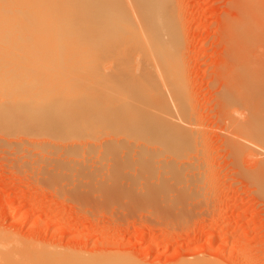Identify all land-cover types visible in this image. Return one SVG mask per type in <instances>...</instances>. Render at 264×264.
<instances>
[{
	"label": "rangeland",
	"instance_id": "rangeland-1",
	"mask_svg": "<svg viewBox=\"0 0 264 264\" xmlns=\"http://www.w3.org/2000/svg\"><path fill=\"white\" fill-rule=\"evenodd\" d=\"M162 6L163 21L160 23V30L168 41L164 43L167 46V49L165 48L167 50L166 56L178 69L172 83L170 74L165 73V76L162 74L157 76V81L154 85L161 88L165 84L166 90L172 92L174 100L178 102L187 100L191 104L190 121L191 125L197 129L195 130L196 138L188 142L189 148H185L188 151L184 152V159H187L188 155L189 158L192 153V156L196 155L195 159L191 156L185 161L192 163L197 161L198 163L200 158L204 160H201L204 162V172H206L201 176V179L205 177L204 181L202 182L201 180L199 184L198 181L196 183V181L192 180L191 183L190 181L188 182L189 185L186 179V184L181 181L175 183V185L169 184L170 186H168L165 183L158 187L157 184L152 183L153 180H157L158 171L145 169L141 173L136 169L137 165L141 163L138 160H142L147 154L145 151L140 154V150H138L140 148L136 145L140 142H147L149 145V150L147 151H152L151 154H155L153 156L158 157L163 154L161 150H166V147L168 148L167 150L171 149H169L170 146L168 147V145L173 141L172 133L162 134V132H159L158 135L150 140H143L137 134L136 138L133 136L135 134H129L132 137L127 135L128 137L125 136L127 138L125 140L122 137L123 134L116 133L118 137L117 135L114 136L115 133H112L113 128H116L115 126L121 121L127 122L131 118L129 115H124L126 109L123 106L125 104L123 100H119L123 96L113 89L119 84L120 86H117V88H121L122 83L126 81V84H128V81L130 80L131 82L134 78L133 76L138 75L137 73L143 61L141 59L137 60L136 57L145 53L144 43H141L143 40L139 41L141 38V35H139L140 31H135V35L133 34L135 39H131L129 36L130 32L129 35L123 34V37L131 39L126 41L125 38L120 37L124 40L123 44L121 39V41L118 39L119 43H117V40H113L116 36L114 32L122 35L118 24V27L114 26L116 25L115 23L114 25L112 24L116 29L114 31L112 30L113 27L110 28L112 25H108V30L106 29L105 24L106 22L109 24L110 20H105L102 16L93 20L95 24L90 21L84 23L83 21L82 23L78 21L77 25H73L77 29L76 31L73 29L75 31L74 35L77 36L76 33L80 30L81 35L79 33L76 38L87 42L89 40L91 48L89 45L87 46L94 52V56L99 57H95V60L93 54H91L93 59L91 56V58L88 57L92 59L90 63L94 61L93 63L96 66L99 64L98 71L94 70L96 71L94 73L93 70L88 68L90 63H88L89 59L87 57H85L87 61L80 60L82 59L81 56H84V52H81L82 55L80 53V57H77L76 61L81 64L78 65L77 69H79V66H82L83 69H86V67L88 69L85 72L82 70V72H77L83 75L88 74L90 77L86 80L87 75H85L86 77L83 75L80 77L79 73V77L77 76L78 81L80 79L83 81L84 79L86 82L88 81L87 83L90 86L89 80H91V83L95 86L96 83H93V79H91L95 75L92 74L101 73L102 75L97 74L96 78H99L95 80L97 82L101 81L100 85L98 83V86L96 85L99 89L95 86L94 90H97V92L102 91L106 98L107 92L117 94L116 96H119L117 100L120 103L122 102L123 106H120L121 104L117 103L116 99L114 101L119 107H117L118 105L111 106L116 109L103 104V107H105L103 109L105 110L104 114H101L102 110L98 112L100 114L99 117H94L95 115L90 114L91 116H85L87 118H81V120H86H80L81 122L78 123L79 128L76 125L77 128L73 127L75 130L73 128L69 129L71 131L69 133L74 130V134H69L70 136L67 135L68 132L66 130L68 129L63 131L67 132L65 134H62L61 131V134L58 132V138L54 137L58 140L55 141V139L51 138L53 140L51 142L55 141V144L45 145V150H57L59 142L64 145L69 143L72 145L75 143L73 139L77 137L76 142L81 143L79 145L76 144L77 147L82 151L88 150L90 157L94 161L96 159V162H104L105 167L95 171L92 175L87 174L85 170L77 171L74 167H62L60 166L61 164L59 165L53 160L55 155L36 153L35 150H41L40 147L35 148L36 146L33 143L38 141L37 138L35 137L36 140L34 139L32 142L33 139L31 140L30 136H26L24 130L17 128V125L12 127V134H5V136L4 133H0V136L3 135L5 137L1 136L2 138H0V240L2 241L0 245H3L1 243H6L4 247L0 246V259L3 260L2 262L0 260V264H8V262L10 264H25V261L28 264L29 260L32 261V257L29 255L39 253L43 254V256H46V253L48 254L47 256H56L58 260L64 259L62 257L67 258V256L70 259L72 255H75L72 257V262L65 259L67 264L74 263L73 258L78 259L80 256L83 258L88 257L84 259L87 264H89L88 261L90 260V264L91 262H99V260L100 263L97 264H102L104 260L111 262L112 259H116V262L112 261L111 264H128L132 259L134 260L129 264H190L192 260H201L202 258L204 260L207 259V262L210 261V264H264V184H259L248 174L256 166L257 158H261V156L250 154H245L244 156L243 154L240 157L241 161L239 158V162L237 155H235V150H245L244 146H247L249 150H257L264 153L263 138L256 134L250 126H247L249 127L248 130L235 129L234 132L231 120L223 114L222 108L225 94L228 90L238 85V80H236L238 72L241 74L246 71V76L253 74L251 71L252 65L264 53V35L263 33H258L260 29L264 30V0H162ZM88 9L90 10V8L80 10V13L93 12ZM96 14H99V12ZM151 14L152 11H149L147 16H151ZM97 20L100 22L97 23ZM103 28L107 31L110 30V32L105 31ZM67 30L69 29L67 28ZM74 31L70 34H73ZM82 33H84L83 36ZM87 33H90L89 36ZM112 33L115 35L113 38L110 37ZM106 35L107 38L104 37ZM69 36L71 37L72 35ZM86 37L89 39H86ZM102 37L106 42L107 40L110 41L108 44L106 43L108 45H106L108 47L106 48L107 50L99 47V50L104 52L95 50L98 47L94 43L95 41L96 44L101 45L104 41ZM95 39L98 40L96 41ZM99 40L101 44L98 42ZM136 41L140 42V44H136ZM112 42L115 45L111 44ZM122 44L127 46H125L124 50V46H121ZM119 45L120 52L117 48ZM30 46L35 48L36 42L33 46L31 43ZM92 46L97 51L96 53ZM103 46L105 47V45ZM128 46L136 50H131ZM83 49L85 51V48ZM89 49L87 52L90 51ZM105 50L108 52H105ZM128 51L132 53L131 57L133 59H131L135 63H138V65L141 63L140 66L137 65V71L135 70L137 67L133 68L135 71L132 69L135 63L130 62L131 64H129L126 62L128 56L131 55L128 54ZM141 51L144 52L141 53ZM147 53L150 54H144L143 60L152 55L149 51ZM135 54L136 56H134ZM155 54L157 58H165L158 48L155 50ZM104 56L107 58L105 59ZM78 58H80L79 61ZM101 58L104 59L101 60ZM124 58L126 63L122 61ZM114 59L116 60L115 62ZM129 60L130 57L128 58ZM103 61L104 63L102 64L101 62ZM84 63H88L86 64L88 66L83 67L85 66ZM115 65L119 66V71ZM105 71L108 72L105 73ZM104 74L108 75V78ZM108 79L109 85L105 84ZM113 79L114 82L111 83ZM111 84H113V88L112 86L111 88L115 93L111 91ZM115 84L117 85L114 86ZM126 87L127 85L123 88L125 89ZM81 88L83 87L81 86ZM124 89L120 90L124 92ZM161 90H155V93ZM90 91L93 92V88H90ZM244 92V94H248L246 89ZM88 93L90 92L88 91ZM103 93L99 94L98 92L95 96L97 97ZM89 97L91 96L89 95ZM103 97L101 98L103 99ZM110 99L112 100L111 95L106 100L111 103ZM106 100L104 101L103 99V102L105 103ZM165 101L166 99H164L166 104ZM230 101L232 102L231 108L234 111L233 115L235 118L241 117L243 118V120L239 118L241 123L246 122L249 118L247 102L243 100L242 102H245L243 104L240 99ZM69 102H72V99L68 100ZM74 102L76 101L73 100V104H76L78 101ZM173 109H175V106ZM115 110L118 111L117 116L118 114L120 115L117 120H115L116 115L114 113L117 112ZM120 110L121 113H119ZM113 111L114 113H112ZM98 113L96 114L99 115ZM105 113H108V115L111 113V118L107 114L105 116ZM121 115L126 116V118ZM89 117L94 119L91 120L92 118L90 119ZM89 119V123H86ZM112 119L116 122L112 121ZM131 121L132 118L129 122H121L120 124L130 125ZM82 122L83 125L81 127L80 124ZM112 122L114 127L110 129ZM133 124L135 123L132 122L131 125L133 126ZM91 135H94V138ZM108 135L114 137V142L118 138L120 140V136L126 142H123L120 149L118 146L104 147L105 145L102 143ZM86 136H89L88 139L91 141ZM95 137L100 141H97ZM40 138L42 137L38 136V139ZM60 139L63 140L60 141ZM128 140L133 143V146L131 145L132 149L130 150L132 151H130L127 159H132L134 162L127 160L128 163L122 162L121 164L120 162H115L116 160L111 161L112 157L109 156L111 152L108 154L104 152L103 154V149L106 151L109 148V150L113 149V151H116V147L120 150L117 151L121 153ZM148 141L150 142L148 143ZM32 144L34 145L33 147ZM129 144L127 143L126 145ZM154 145H156V148ZM86 146L88 147L86 148ZM179 149L182 150L183 148ZM154 151L156 152L154 153ZM201 152L202 154H200ZM46 154L49 155L47 156ZM184 154L181 156L183 157ZM141 156L142 159H140ZM181 156L179 159L182 158ZM197 156L199 157L197 158ZM242 157L244 158L242 159ZM249 157L252 158L249 159ZM94 161L90 160L89 164L92 165L95 163ZM107 161L119 163V166L110 169L111 165L108 166L109 163ZM54 162L56 166H54ZM133 172L139 173L137 179L133 178ZM47 173L50 174L48 175ZM193 189L195 190L193 191ZM184 203L185 205H183ZM14 255H16L17 259ZM17 255H19V259ZM56 257H54V260H57ZM121 257L123 258L121 259ZM83 258L81 259L80 257L77 262H81L79 261L81 259L82 263L86 264L85 261L83 262ZM4 259L7 261H4ZM18 260H22V263L21 261L18 262ZM193 263L191 262V264Z\"/></svg>",
	"mask_w": 264,
	"mask_h": 264
},
{
	"label": "bare ground",
	"instance_id": "bare-ground-1",
	"mask_svg": "<svg viewBox=\"0 0 264 264\" xmlns=\"http://www.w3.org/2000/svg\"><path fill=\"white\" fill-rule=\"evenodd\" d=\"M85 8H90V10H92L93 12H91V13L90 12L89 13H86V12L80 13V10H84ZM141 9H142V13H141ZM95 11H96V13L99 12V14H96ZM149 11H152L151 16L150 15L147 16V13ZM101 16L104 17L105 20L107 19V20H110V22H111V23L109 22V24L107 22L105 24V22H104V24L106 25V29L108 28V25L111 26L112 24L114 25V23L116 24V25H114L115 27H118L117 24L120 26L119 28H120V32L122 33V35L117 34L118 32L117 33L114 32V34H116V36L113 35V33H112L113 36L112 35L110 36L112 38L115 36V38H113V40L114 39L117 40L118 41V42L116 41L117 43H119L121 40H123L121 38H125V40L127 41L128 38L123 37V36L129 35V32H130L129 36L131 37V39L132 38L135 39V37H133V34L135 33V31H138V32L140 31L139 35H141L140 37L142 39L139 37L140 38L139 41L141 42L143 40L141 43L142 44L144 43V46H145L144 47L145 48L144 54H150V53H147V51L152 53V55L151 56L149 55L148 58H146V60L142 59L144 54L142 56L138 55L139 58L136 57L137 60L141 59L143 61L142 64L140 63L141 64V66H140V64L138 65V63H135V61L132 60L133 59V57H131L132 53H130L128 51V54L129 55L131 54V55L128 56V58L130 57V60L128 61V58H127L126 62L129 64H131L132 62L135 63L134 67L132 66V69L137 67V68H135V70L137 71L138 66H140V69H139V72L137 73L138 75L133 76L134 78L131 80V82H130V80L128 81V84H126L127 83L126 81L124 82L127 85V87L125 89L123 87H125L126 85H124V86L122 85L124 83L121 84V86H122L121 88H117V86L119 87L120 84L114 85V86H116V85L117 86L113 90L114 91L116 90L117 93L119 92V95L121 94V96H123L124 99L121 96L120 97L122 99H119V96H116L117 94L115 95V94L110 93V92H107V98H106V96H104V93L102 91L101 92L98 91V92H99V94L100 93H103V94L98 95L97 97L95 96L98 94V92H97V90L96 91L94 90V87L96 85L98 86V84L100 85V82H101V81L100 82L95 81V80H97V78H99V77L96 78L97 74L100 75L101 73L97 72V74H94V73H96V71H98L97 68H98L99 64H98V66H96V64L93 63L94 61H92L93 64L90 63V60L93 59L91 54H93V56H94V52H92V50L89 49V47L91 46L90 41L88 40V42H89L88 43L86 40L81 41L80 39L76 38V37H78L80 30L78 33H76L77 36L74 35L75 31L77 30L74 28V26L77 25L78 21H80L81 23H82V21H83V23L86 21L87 22L90 21L92 23L93 20H95L96 18L99 19V18H101ZM105 20H102V21H105ZM162 21H163L162 0H0V133L1 134L4 133V135L5 134L8 135L10 133L12 134V127L17 125V128H20V130H24L26 136H28V137L30 136L31 140L33 139L32 142L34 141V139L36 140V138H37L38 141H34L33 143L36 146L35 148L40 147L41 150H39V149L35 150L36 153H38V154L49 153V154H52V156L55 155V158L53 160L56 161L57 164H59V165L61 164L60 166H62V167L63 166L64 167H74L77 171H81V170L84 171L85 170V172L87 174L92 175L95 171L104 168L105 164H104V162L102 163V161L96 162L97 161L96 159L94 161L90 157V153L88 150L82 151L79 147H77V145L81 144L79 142H76V140L78 139L77 137H75L76 139H73V142L75 140V143L72 142L73 143L72 145L70 143L69 144L65 143L66 145H64L60 142L57 144L58 146L53 145V146H57V148H58L57 150L56 149L55 150L54 149L53 150H45V145L55 144L54 142L56 140H58L56 138H58L57 136L59 134H61V132H62V134H65L68 132L67 135L74 134L75 128H73V127L74 126L76 127V125H78V128H79L78 123L81 121H85L86 120L85 118H87L85 116H87V115L89 116L91 114V115H95L94 117H96V116L99 117L100 114L98 112H101L103 109H105V107H103V104H105L104 106H108V107L110 106L111 107L112 105H114V106L118 105L117 103L119 102V100H121V101L123 100L125 106H123L121 104L122 102L121 103L119 102V104H121L120 106H123L126 109V112L124 111L125 109L122 111L125 112L124 115L131 116V118H132L131 123L133 122L135 124H133V126H132L131 123H130V125L120 124L121 122H125V121H121L119 124L117 122L118 125H116L115 126L116 128H113L114 130L112 131L113 134L115 133L114 136L115 135L118 136V134H123L122 137L125 138V136H127V135L130 136L131 134H135V135H133L135 137L137 134V136L140 135L143 138V140L144 139L150 140V139H153L152 137L158 135L159 132L160 133L162 132V134L163 133H169V134L172 133V135H173V136L171 135L173 137V141L170 143V145H168V147L170 146L169 149L171 148L172 150L171 149L167 150L168 148L166 147V150L165 149L161 150L163 152V154L162 155L160 154L161 156H158V157L153 156L155 154H151L152 151H147V150H149V145L147 144V142L146 143L140 142L138 145H136L137 147L140 148V149H138V150H140V154L144 153L142 151H145L147 153L146 156L142 155V156H144L143 159L141 156L140 159H142V160H138L139 162L141 161V163L138 164V162H137L138 165H137V167L135 166L136 169L140 172L142 170H145V169H148V170L150 169L151 171L153 169V171L154 170L158 171L159 173H158L157 180H153V181L151 180L152 183L157 184L158 187L161 184H165V183L168 184V186L175 185V183L181 182V181H184L183 183L186 184L185 183L186 179L188 180L187 184H189L188 183L189 181L191 183L192 180L196 181V183L198 181L199 184L201 183V180L203 182L205 177H204V179L203 178L201 179V176L203 175V173H206V172H204V170H205V167L203 164L204 162H202L204 160H202L200 158L198 163H197V161H196V163L185 161V160H188L189 158H191L192 153H191V156L189 158H188V156H189L188 155L186 157L187 159H184V157H185L184 152L188 151V150H185V148L186 149L189 148L188 142H191L192 140H194V138H196L195 137V133H196L195 130H197V129H195V127L191 125V121H190V119H191V104L187 100H183V101H179V102L174 100L172 97V92L170 90H166L165 84L161 88H158L157 86L154 85L155 82L157 81V76L160 74L165 76V73L170 74L171 83H172V81L175 79V75H177L176 71L178 69L177 67L175 68V64L173 62H171V60H169L166 56L167 46L164 43L168 42V41L165 39V36H163L164 33L160 30V23ZM99 22L100 21H98L97 23H99ZM78 25H81V24H78ZM113 25L110 28L113 27L112 30L116 31V29L114 28ZM87 26H86V29L88 30ZM92 26H94V25H92ZM261 27H262V25H261ZM67 28L69 30H67ZM103 29L105 30V28H103ZM101 30H102V28H101ZM107 30H105V31H107ZM73 31H74V33L70 34ZM96 32H98V31H96ZM102 32H103V30H102ZM107 32H110V30ZM127 32H128V34H127ZM258 33H263V35H264V30L260 29V32H258ZM89 34L87 33L88 36H89ZM69 35H72L73 38H71L72 36L70 37ZM80 35H81V33H80ZM83 35H84V33H82V36ZM99 35H97V36L100 38ZM260 35H262V34H260ZM104 37L107 38V35ZM87 38L88 37H86V39ZM102 39H103V37H102ZM118 39L119 40L121 39V40L119 41ZM95 40L97 41L98 39H95ZM103 40L102 41L104 44L103 43L101 44L100 40L98 41V42H100V44L102 46L99 44H96V42L94 41L95 46L97 45L96 47H98V49L95 48V50L103 51V50H99V47H102V49L108 48V47H106V45L110 41L107 40V42H106L105 39H103ZM30 41L32 43V46L36 42L35 48H34V46L33 47L30 46V44H31ZM92 41H93V39H92ZM126 41H125V44H126ZM121 42L124 44V40ZM140 42L138 43L136 41V44L137 43L140 44ZM111 44L115 45L113 42ZM123 44L121 45L122 47L124 46ZM87 45H89V47ZM103 45H105V47ZM125 46L123 47V50L125 49ZM93 47L94 46H92V49H93ZM83 48H85V51H83L84 50ZM117 48L119 49L120 45ZM129 48H131V47H129ZM157 48L160 49V52L165 56V58H161V57L157 58L156 57L155 50ZM88 49L91 51V53H89L90 51L87 52ZM126 49H128V48H126ZM134 49L135 48H133V49L131 48V50H134ZM137 49H138V47H137ZM106 50H105V52H108ZM97 51H95V53ZM120 51L121 50L119 49V52ZM81 52H84L83 53L84 56H81L82 59L78 58V61H79V59L82 61H85L88 57H90V56L92 57V59L88 58L89 59L88 63H90V64L84 63L85 66H83V67H86L89 65L88 68H90L93 71L96 70L92 74L95 76H92V78H91V79H93L92 82L96 83V85L94 84L95 86H93V84L91 83V80H89L90 81L89 84H91L90 86L87 83L88 81L86 82L84 79H83V81L81 79L78 81V77L79 76L82 77V75H83L80 72H82V71L85 72V70L88 69L87 67H86V69L85 68L83 69L82 66H79V69H77L78 65H80L81 63H77L76 59H77V57H80ZM143 52L141 51V53H143ZM98 53H100V52H98ZM81 55H82V53H81ZM134 56H136V54ZM83 57H84V59H83ZM85 57H87V58H85ZM95 57L96 56H94V60H95ZM96 58H99V57H96ZM106 58L107 57H105V59ZM121 58H123V57L121 56ZM102 59H104V58H101V60ZM98 60H100V59H98ZM82 61H80V62H82ZM104 61L101 63L103 64ZM107 61H108V59H107ZM115 61L116 60L114 59V62ZM122 61L125 62V58ZM95 62H97V61H95ZM101 63H100V65H101ZM108 63H107V65H108ZM111 63H112V61H111ZM86 64H88V65H86ZM120 65H122V64L120 63ZM129 66H131V65H129ZM107 67H109V66H107ZM115 67L118 69L119 66L117 67V65H115ZM80 68H82V69H80ZM116 68H115V70H117ZM112 69H114V68H112ZM123 70H122V72H123ZM135 70L133 69V71H135ZM77 71H80V72H77ZM118 71H119V69H118ZM251 71L253 72V74H250L249 76L245 75L246 71H244L241 74H239V72H238V74L236 76L237 77L236 80H238V85L236 87L228 90V92L225 94V97L223 98V103H222L223 114H225V116H227L229 118V120H231L230 122H231L232 130L234 132H235V129L248 130L249 127H247V126H250L253 128V131L256 134L260 135L263 138L262 140L264 142V53L261 54L258 57V61L254 65H252ZM107 72L105 71V73H107ZM110 72H112V71H110ZM113 72H115V71H113ZM78 74H79V76H78ZM85 75H87V77ZM85 75H83V76L86 77L85 79L87 80L88 77H90V75L89 76H88V74H85ZM93 77H95V78H93ZM109 78H111V76H109ZM128 79H131V78H128ZM102 80H104V79H102ZM121 80H122V78H121ZM108 81H109V79L107 80V83H105V84L109 85ZM144 81H146V83H144ZM113 82H114V79L111 83H113ZM239 85H240L241 89L239 88ZM81 86L83 88L80 89ZM111 86L113 88V84L110 85V88H111ZM86 87L89 88L88 91L90 93H88ZM90 88H93V92L90 91ZM97 88H95V89H97ZM112 88H111V91H113ZM118 89L119 90L124 89V92L122 90L119 91ZM159 89H162V90L155 93V90H159ZM245 89L247 90V93H248L247 95L244 94ZM240 92L243 94L241 95ZM82 93H83V97H84L83 99H82ZM86 94H88V95H86ZM109 94L112 96V100L110 99L112 101L111 103L107 101L110 97ZM89 95L91 97H89ZM114 95H115V97H113ZM86 96L89 98H87ZM101 97H103L104 101L107 99L106 102H108V103H106V102L104 103L103 99ZM85 98H87V99H85ZM70 99H72V102L68 103V100H70ZM114 99H116V100L119 99V100H117V103H116L114 101ZM164 99H166V101H165L166 104L164 103ZM235 99H240L241 102L243 100H245L248 104L249 118L247 119L246 122L242 121L243 123H241V121L239 119L241 117L235 118V116L233 115L234 111L231 108L232 102L230 100H235ZM73 100L76 102L78 101V102L77 103L74 102L76 104H73ZM109 104H111V105H109ZM174 106H175V109H173ZM117 107H119V105ZM111 108H110V110H111ZM114 108H112V109H114ZM99 109H100V111H99ZM104 111L105 110H103V112H101V114H104ZM116 111L117 110H115V112ZM96 113H98L99 115H97ZM112 113H114V111ZM117 113H118V111L116 113H114V115H116L115 120H117V117L120 116L119 114L117 116ZM119 113H121V110ZM106 114L109 118H111L110 117L111 113H109V115H108V113H105V116H106ZM235 114H236V112H235ZM124 115H121V116L124 117ZM105 116L103 115V117H105ZM83 117H85L84 118L85 120H81V118H83ZM92 117H89V118L91 119ZM124 118H126V116ZM90 119L87 120L86 123H89L88 121H90ZM93 119L94 118H92L91 120H93ZM103 119H107V118H103ZM115 120L112 119V121L116 122ZM129 120L127 122H129ZM146 120H148V121H146ZM241 120H243V118H241ZM245 120H246V118H245ZM127 122H125V123H127ZM192 124H193V122H192ZM80 125L82 127L83 122ZM112 125H114L113 122L110 125L111 128L109 127L110 129H112V127H114ZM84 126H85V124H84ZM100 126H102V125L100 124ZM71 128H73L74 130L72 129L73 130L72 133H69V132H71V131H69V129L71 130ZM66 129H68V130H66ZM65 130L67 132H63ZM58 132H60V133L58 134ZM110 132H111V130H110ZM116 133H118V134H116ZM111 135L106 136V138L102 144L105 145L104 147H106V146H108V147L109 146H118L120 149V146L123 144V142H126V141H123L124 138L122 139V137L120 136V140L118 138L117 140H115L116 142H114V137H112ZM1 136H3V135H1ZM1 136H0V138H2ZM38 136L42 137V138L38 139ZM91 136H93V138H94V135H91ZM49 137H50V139H49ZM54 137H56V138H54ZM88 137H87V139H88ZM97 137H95V138L97 139ZM130 137H132V136H130ZM3 138H5V137L3 136ZM51 138L53 140L55 139V141L51 142V141H53V140H51ZM25 139H28V138H25ZM126 139L127 138H125V140ZM61 140H63V139H60V141ZM98 140L99 139H97V141ZM71 141H72V139H71ZM89 141H91V140H89ZM129 141L130 140H128V142H127L128 144L130 143L129 145H126L127 143L126 144L124 143L126 146L124 145V148L122 149L123 151L121 153L118 152L120 150H118V147H116V151L115 150L113 151V149L109 150V148H108V150L106 149L107 152L102 148L103 154H104V152L107 154L111 152L109 155L112 157L111 161L116 160L115 162H120L121 164H122V162L125 163L128 160L127 158H129L128 155H129L130 151H132V150H130V149H132L131 145L133 146V143L129 142ZM84 142H85V140H84ZM149 142L150 141H148V143ZM86 143H88V142H86ZM30 145H31V143H30ZM34 145L32 144V147ZM92 145L94 146L93 143H92ZM88 146H86V148ZM172 146L175 150L172 148ZM101 147H102V145H101ZM154 147L156 148V145H154ZM179 148H181V149L183 148L184 150L183 149L180 150ZM176 149H178V150H176ZM244 149L245 150H235V155H237V160L239 161V158L241 157V155L243 156V154H244V156H245V154H250V155H254V156H261V158H257V162L255 161V158H254V163L256 162V166L253 167L252 168L253 170H250L248 172V174L251 176V178L255 179V181H257L259 184H264V153H261L257 150H249V148L247 146H244ZM27 151H29V150H27ZM198 151H201V150H198ZM155 152L156 151H154V153ZM33 153H35V152H33ZM189 153H190V151H189ZM49 154H46V155L48 156ZM182 154H184L183 157L181 156ZM200 154H202V152ZM130 156H131V154H130ZM180 156L183 159L182 158L179 159ZM42 157H43V155H42ZM192 157H193V159H195L196 155L192 156ZM198 157L199 156H197V158ZM243 158L244 157H242V159ZM251 158L249 157V159H251ZM90 160L94 161L95 163L92 162L93 164L90 165L89 164ZM135 160H136V158H135ZM128 161L131 162L133 160L129 159ZM240 161H241V158H240ZM107 162L109 163V164L107 163L108 166L111 165L110 169H113L115 166L116 167L119 166L118 165L119 163L113 162L116 164L115 165L109 161H107ZM54 166H56L55 162H54ZM131 166H132V164H131ZM203 167H204V169H203ZM108 169H109V167H108ZM137 170H135V171H137ZM245 170H247V169H245ZM49 172H51V171H49ZM47 174L49 175L50 173H47ZM52 174H53V172H52ZM133 174H134V176H133L134 179H137L139 177L138 176L139 173L137 174V172L136 173L133 172ZM51 177H53V176H51ZM207 179H209V178H207ZM183 187H182V189H183ZM186 190H188V189H186ZM194 190L195 189H193V191ZM155 193H156V190H155ZM157 193H158V191H157ZM181 194H183V193H181ZM183 205H185V203ZM0 242H2V241L0 240ZM1 244H3V245H0V246L4 247L5 246L4 244H6V243H1ZM49 251H50V249H49ZM61 252H62V250H61ZM31 253H36V252H31ZM33 255L34 254L29 255L32 257V261L29 260L30 264H67V261H65V259L70 260V262H72V257L75 256V255H72L70 259H68L69 256H67V258L62 257L64 259L58 260V257L53 256V255L47 256L48 255L47 253H46V256L45 255L43 256V254H40V253L35 254L34 256ZM18 256L19 255H17V257ZM14 257L16 258V255H14ZM14 257H12V258L14 259ZM54 257H56L57 260H54L55 259ZM76 257H77V255H76ZM80 257H81V259L83 258L82 256H80ZM80 257H78V259ZM28 258H30V257H28ZM86 258H88V257H86ZM86 258H83V262L85 261L84 259H86ZM122 258L123 257H121V259ZM130 258H133V257H130ZM198 258H200V257H198ZM18 259H19V257H18ZM78 259L73 258L74 263H71V264H77ZM81 259L79 260L81 262H79L78 264H83ZM125 259H126V257H125ZM212 259H214V258H212ZM5 260L6 259H4V261ZM117 260H118V257H117ZM133 260L134 259H132V261ZM201 260L197 259L195 261L192 260L191 262L193 263L196 261H200V262H196L193 264H210L209 263L210 261L209 262L206 261L207 259L204 260V258H202ZM2 261L3 260H1V262ZM19 261H21V263H22V260H18V262ZM90 261H88L89 264H90ZM95 261H96V259H95ZM112 261L116 262V259H114V260L112 259ZM103 262L104 263L106 262L108 264V262H110V261L104 260ZM111 262L109 264H111ZM131 262L129 261L128 264ZM191 262H190V264H191ZM85 263L87 264V261H85ZM93 263L94 264L100 263V260H99V262L98 261L91 262V264H93ZM104 263H102V264H104ZM8 264H10V263L8 262ZM25 264H26V261H25ZM113 264H116V263H113ZM187 264H189V263H187ZM214 264H217V263H214Z\"/></svg>",
	"mask_w": 264,
	"mask_h": 264
}]
</instances>
